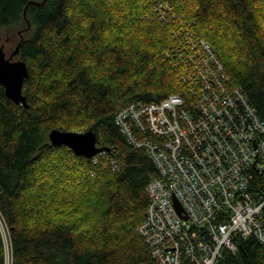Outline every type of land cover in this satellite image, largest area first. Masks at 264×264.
I'll use <instances>...</instances> for the list:
<instances>
[{
    "label": "trees",
    "instance_id": "obj_1",
    "mask_svg": "<svg viewBox=\"0 0 264 264\" xmlns=\"http://www.w3.org/2000/svg\"><path fill=\"white\" fill-rule=\"evenodd\" d=\"M160 1L213 42L232 85L264 119V0H0V46L16 38L13 59L29 70L22 89L28 107L0 83V209L14 264H160L138 230L147 186L160 172L115 121L132 101L188 97L167 58L172 49L157 54L152 49L161 45L131 38L160 23ZM52 129L92 130L107 150L78 155L53 144ZM236 241L237 251L225 250L219 264H264L255 236Z\"/></svg>",
    "mask_w": 264,
    "mask_h": 264
},
{
    "label": "built area",
    "instance_id": "obj_2",
    "mask_svg": "<svg viewBox=\"0 0 264 264\" xmlns=\"http://www.w3.org/2000/svg\"><path fill=\"white\" fill-rule=\"evenodd\" d=\"M154 11L178 25L171 63L180 62L188 97L132 101L116 114L129 143L144 148L160 172L147 186L140 230L160 264H219L225 250L237 251L239 236L264 246V119L192 23L184 25L167 1ZM0 233L4 264H14L1 209Z\"/></svg>",
    "mask_w": 264,
    "mask_h": 264
},
{
    "label": "water",
    "instance_id": "obj_3",
    "mask_svg": "<svg viewBox=\"0 0 264 264\" xmlns=\"http://www.w3.org/2000/svg\"><path fill=\"white\" fill-rule=\"evenodd\" d=\"M18 46L7 56L4 45L0 46V83L5 88L6 95L17 104H27L26 96L23 94V83L29 75L27 64L21 59H13L17 54ZM51 142L55 145H67L76 154L92 158L106 148L97 145V137L92 130L87 132H71L52 129L49 133ZM176 206L181 211L180 203L175 200Z\"/></svg>",
    "mask_w": 264,
    "mask_h": 264
},
{
    "label": "snow or ice",
    "instance_id": "obj_4",
    "mask_svg": "<svg viewBox=\"0 0 264 264\" xmlns=\"http://www.w3.org/2000/svg\"><path fill=\"white\" fill-rule=\"evenodd\" d=\"M151 2H155V0H151ZM194 2V0H193ZM147 14L145 13V17ZM179 18V17H178ZM155 25V22H153ZM135 27L140 28V25H136ZM175 27H178L176 25ZM175 27L172 26V23L168 20V18L161 16L160 23L155 25L154 28L149 29L145 27L142 31L132 32L131 38L133 39V43H145V44H159L161 47L159 49L153 48L152 51L157 54H164L168 49H172V52L168 55V59H171V56L175 54V50L173 47L174 41L176 39H180V36L175 31ZM159 29L158 31L156 29ZM131 31V30H129ZM210 48L208 49L209 55L211 57L212 51L211 49L215 47L212 41H209ZM226 51V50H225ZM228 59H232V57H228ZM179 63L172 65L173 71L177 75L180 74ZM183 78V77H182Z\"/></svg>",
    "mask_w": 264,
    "mask_h": 264
},
{
    "label": "rangeland",
    "instance_id": "obj_5",
    "mask_svg": "<svg viewBox=\"0 0 264 264\" xmlns=\"http://www.w3.org/2000/svg\"><path fill=\"white\" fill-rule=\"evenodd\" d=\"M175 10H176V8H175ZM177 11V10H176ZM178 12V11H177ZM179 13V12H178ZM182 15V14H181ZM182 18L183 19H180V21L182 22V23H184V25H187L188 23H192L193 24V22H191L189 19H187L185 16H183L182 15ZM172 26L173 27H175L173 24H172ZM17 42V39L15 38L14 40H13V43L11 42V43H8V44H6L5 45V47H4V49L6 50V52H7V55H10L11 53H12V44L13 45H15L14 43H16ZM174 43H176V41H174ZM174 45V44H173Z\"/></svg>",
    "mask_w": 264,
    "mask_h": 264
},
{
    "label": "bare ground",
    "instance_id": "obj_6",
    "mask_svg": "<svg viewBox=\"0 0 264 264\" xmlns=\"http://www.w3.org/2000/svg\"><path fill=\"white\" fill-rule=\"evenodd\" d=\"M141 225V224H140ZM139 232H140V234L143 236V238H144V240L147 238V235H145L144 233H142L141 232V230H140V226H139ZM145 242H146V240H145ZM147 243V242H146ZM148 244V243H147ZM149 246V245H148ZM159 261V260H158ZM160 262V261H159Z\"/></svg>",
    "mask_w": 264,
    "mask_h": 264
}]
</instances>
